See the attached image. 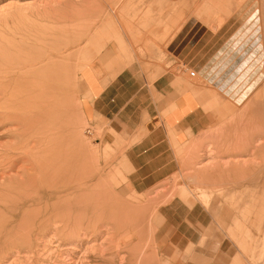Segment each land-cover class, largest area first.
<instances>
[{"label": "rangeland", "instance_id": "374dc122", "mask_svg": "<svg viewBox=\"0 0 264 264\" xmlns=\"http://www.w3.org/2000/svg\"><path fill=\"white\" fill-rule=\"evenodd\" d=\"M107 44L129 62L185 71L203 94L208 119L177 158L195 155L147 191L126 182L122 152L97 143L81 111L84 72ZM63 148L72 174L57 218L74 234H33L30 250L0 254V264H174L160 236L174 198L254 240L264 222V0H0V202L36 193Z\"/></svg>", "mask_w": 264, "mask_h": 264}, {"label": "crops", "instance_id": "0c3cea01", "mask_svg": "<svg viewBox=\"0 0 264 264\" xmlns=\"http://www.w3.org/2000/svg\"><path fill=\"white\" fill-rule=\"evenodd\" d=\"M183 38V30L175 36ZM97 60L83 76L88 92L81 101L83 117L97 143L122 152L125 166L132 168L126 182L147 191L195 155L190 150L188 159L177 158L208 119L200 109L203 94L185 71L158 60L118 58L114 45H105ZM243 142L242 147L251 143ZM161 214L160 236L173 246L174 264H264V222L251 240L240 225L215 220L201 203L174 198Z\"/></svg>", "mask_w": 264, "mask_h": 264}, {"label": "bare ground", "instance_id": "6f19581e", "mask_svg": "<svg viewBox=\"0 0 264 264\" xmlns=\"http://www.w3.org/2000/svg\"><path fill=\"white\" fill-rule=\"evenodd\" d=\"M191 73L194 75L193 71L190 72V75ZM258 95H260V93H258ZM256 97L258 98V96ZM9 100L11 101V98ZM62 111H64V108ZM59 120L61 121L60 118ZM20 133L22 136L21 131ZM15 134H17V132ZM80 156L82 155L78 149L75 157L81 159L82 157ZM49 158L57 162L62 161V165L58 164L54 169L42 168V166H40L42 169L39 177L36 179L40 185L38 183V185L36 184L38 188L36 193L18 199L8 200L7 198H3V200H1L0 204H11L10 208H12V211L9 212V216H3V214L0 217V254L12 253V249L17 252H23L27 249L30 250L33 243V234L42 236L46 230H54L57 234L61 235L65 233L66 239L74 234L70 230L67 220L57 218V215H60V213H63L66 209V188L71 183L69 176L72 173L68 171L66 167L68 151L64 150V148L62 150H56L55 152H51ZM77 167L78 170L82 168L80 166ZM77 173L76 175L74 174L76 176L75 179H80L79 174L81 173ZM53 174L58 176L57 181H52L51 175L53 177ZM79 186L80 185H78V187ZM24 207L27 208L22 210ZM59 223L60 226L57 225Z\"/></svg>", "mask_w": 264, "mask_h": 264}, {"label": "built area", "instance_id": "2783aa9c", "mask_svg": "<svg viewBox=\"0 0 264 264\" xmlns=\"http://www.w3.org/2000/svg\"><path fill=\"white\" fill-rule=\"evenodd\" d=\"M191 75H193V73H191ZM87 132L90 133V128H88Z\"/></svg>", "mask_w": 264, "mask_h": 264}]
</instances>
